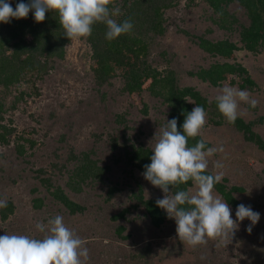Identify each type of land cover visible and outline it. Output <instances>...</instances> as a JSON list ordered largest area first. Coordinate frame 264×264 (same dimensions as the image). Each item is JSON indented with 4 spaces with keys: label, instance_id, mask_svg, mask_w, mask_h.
Masks as SVG:
<instances>
[{
    "label": "trees",
    "instance_id": "16d2710c",
    "mask_svg": "<svg viewBox=\"0 0 264 264\" xmlns=\"http://www.w3.org/2000/svg\"><path fill=\"white\" fill-rule=\"evenodd\" d=\"M176 1L0 0V146L13 148L15 157L23 158L27 148L42 145L43 138L16 136L15 129L4 122V115L26 105V97H31L29 91L38 95L36 82L44 80L64 61L72 33L82 28L91 52L89 75L106 116L111 112L105 105L107 98L115 96L126 97L137 109L143 104L139 110L146 115L148 107L143 96L148 94L165 107L163 122L168 140L184 151L198 155L211 148V143L196 133L199 110L219 117L216 124L224 120L232 125L264 154V139L252 130L250 123L229 113L223 102L210 101L196 87L181 85L182 76L186 75L212 87L226 84L239 91L256 88L248 70L236 62L235 52L257 54L264 47V0H204L212 10V22L222 31L237 32L238 42L194 37L203 52L217 59L207 68L195 71H183L174 55L166 59L168 54L162 43L167 35L165 14L176 6ZM233 5L240 14L231 12ZM159 58L168 63L163 70L156 66ZM10 97L8 105L6 100ZM111 115L113 164L124 173L129 204L114 203L122 188L112 181V165H102L99 158L93 157L94 150L78 156L70 150L64 162L50 166L48 170L52 172L41 168L33 177L38 185L30 191L36 195L31 207L41 210L44 223L50 220L53 229L46 237L35 238L34 245L23 249L7 264H31L32 254L38 258V264H195L202 259L198 236L209 232L202 226L211 222L212 215L207 207L193 200L191 190L200 186L213 191L226 209L241 205L235 194L244 192L242 188L228 186L227 179L220 180L206 168L168 164L155 150L131 137L134 127L130 126L128 113ZM35 132L29 129L27 134ZM63 139L64 136L59 141ZM135 171L166 191L171 198L168 208L146 197ZM64 172L68 174L65 186L75 197L82 194L84 186L94 183L102 185L105 191L98 200L76 201L57 185V177ZM23 177L25 180L24 175H16L10 182L15 184ZM169 208L179 221L193 223L163 233L170 222ZM15 210L13 197L2 200L0 221L5 223ZM79 218L91 220L93 231L98 229L103 245L98 249L99 256L94 254L96 248H90L93 241L61 240V230L69 231V224L65 223ZM250 220L257 221L263 230L264 210ZM107 221L113 225L106 226ZM114 245L125 247L106 256L103 251ZM261 248L264 264V242Z\"/></svg>",
    "mask_w": 264,
    "mask_h": 264
},
{
    "label": "rangeland",
    "instance_id": "374dc122",
    "mask_svg": "<svg viewBox=\"0 0 264 264\" xmlns=\"http://www.w3.org/2000/svg\"><path fill=\"white\" fill-rule=\"evenodd\" d=\"M237 9V6L233 5L230 10L240 14ZM212 17H214L212 10L204 0H177L176 6L165 14L167 35L162 43L168 54L166 59L174 55V60L183 71H195L207 68L217 59L203 52L194 37L228 39L237 43V32L230 33L218 29L212 22ZM85 35L86 31L82 28L74 31L64 61L56 65L44 80L36 82L38 95L29 91L31 97H26V105L4 115V122L15 129L16 136L43 138L44 142L41 146L27 148L26 156L23 158H16L13 148L0 146V202L10 196L16 205L14 214L5 223L0 221V264H7L11 259L17 258L23 249L35 244V238L42 239L48 235L50 229H53L50 220L44 223L42 211L31 207V200L36 195L30 191L38 185L33 177L41 168L48 170L53 163L64 162L70 150L77 156L94 150L93 157L99 158L102 165H112V181L119 183V187L122 188L114 203L116 206L129 204L126 198L129 189L124 186V173L119 165L114 166L113 152L110 149L109 133L114 125L112 113H128V118L131 119L130 126L134 127L133 133H130L131 137L155 150L168 164L180 167L193 165L212 170L220 180L227 179L228 186L242 188L244 191L235 194L241 205L236 209H226L213 191H207L200 186H195L191 190L193 200L207 207L212 215L211 222L202 226L209 232L198 236L202 259L195 264H261L264 229L259 228L257 221L250 219L257 212L264 210L263 152L259 151L255 144L246 141L242 133L229 123L222 120L216 124L220 122L219 117L199 110L196 133L210 142L211 148L198 155L184 151L168 140L163 122L165 107H161L159 101L148 94L143 96V103L148 107L146 115L140 111L143 104L139 106V110L132 106L126 97L115 96V99L107 98L108 103L105 105L108 112H111L106 116L104 106H99L100 95L96 92L97 88L94 87L89 75L91 52ZM235 57L236 62L243 65L255 80L257 86L253 90L239 91L226 84L212 87L186 75L182 76L181 85L194 86L210 101L223 102L229 113L250 123L252 130L264 139V47L260 48L257 54L244 50L236 51ZM167 65L164 58H159L156 62L159 70H163ZM10 99L11 97L6 100L8 105ZM29 129H35L36 132L27 134ZM62 136L64 139L59 141ZM70 169L69 166L68 170ZM49 170L48 172H52ZM20 174L25 176V180L23 177L19 182L12 184L11 178H16V175ZM135 175L142 184L147 198L156 199L164 207H169L171 198L166 191L139 172L135 171ZM67 176L68 174L64 172L62 176L57 177V185L76 201L84 198L98 200V196L105 191L102 185L94 183L83 187L82 197L81 195L75 197L65 186ZM40 191H44L43 188H40ZM167 212L170 222L162 229L163 233L193 223L192 220L179 221L170 208ZM241 223H244L243 226L237 227V224ZM65 224H69L67 225L69 231L61 230L64 236L61 240L76 239L89 243L93 241L90 248H96L97 252L94 254L99 256L98 249H102L100 247L103 245L98 229L93 231L91 227L94 225L91 220L79 218ZM105 224L113 225L108 221ZM114 246L103 251L106 256L108 253H116L118 247L120 249L125 247ZM30 259L31 264H38V258H35L34 254Z\"/></svg>",
    "mask_w": 264,
    "mask_h": 264
}]
</instances>
